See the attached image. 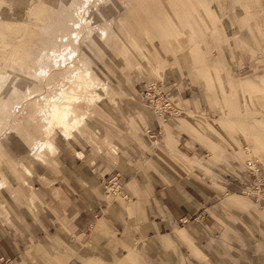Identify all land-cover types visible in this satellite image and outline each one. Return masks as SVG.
<instances>
[{
    "label": "rangeland",
    "instance_id": "374dc122",
    "mask_svg": "<svg viewBox=\"0 0 264 264\" xmlns=\"http://www.w3.org/2000/svg\"><path fill=\"white\" fill-rule=\"evenodd\" d=\"M67 1H0V18L2 16V21L4 19L3 23L0 19V63L1 61L3 63L0 64V74L4 66H8L7 60L11 52L9 46L18 45L27 51L37 44L38 33L46 36L48 42H51L53 29H60L62 24L67 25L68 30L71 29V24L67 20L68 10L65 9ZM119 1L121 7L113 20V36L106 45L102 46V51L101 48L89 43L88 39L77 40L79 50L81 48L85 54H88L91 61L90 69L100 83L94 82L89 88L84 85L76 88L73 81L68 83L63 75V69H67L75 58L65 59L62 70L58 69L55 74H52L53 70H51L46 75L34 74L30 77L34 87H39L34 95L47 92L59 81L65 84L66 91L72 90L76 93L78 95L76 101L72 100L69 103L73 110L77 108L76 127L69 129L72 140L70 144L76 139L81 141L84 139L86 144L96 149H102L98 146L100 142L112 145L111 137L118 135L112 127L119 129L128 127L126 130L136 134L144 124L143 115L157 113L158 117L161 115L164 120L167 118V111H173L175 119L165 122L170 133L176 138L174 148L178 153L185 154L188 166H182L175 161V152L166 154L157 151V142L164 140L163 125L162 135L152 138L153 143L150 144L152 147L148 151L153 153L154 159L174 173L194 178L200 183L207 181L206 183L211 184L204 186L205 190L214 196L204 209L205 219L209 225L203 228L207 246L223 250L238 248L245 254L254 253L264 257L262 199L264 191L246 190L247 194L259 198L258 201H254L246 194H242L237 185L226 184L241 180L240 172L247 168L249 162L255 163L254 159L264 164V0ZM8 22L16 30H13ZM79 25L82 26V22ZM94 31L98 33L96 28ZM31 32H35L36 35H32ZM22 34L24 36L21 38ZM17 38L21 39L20 42L16 41ZM2 45L5 46L1 47ZM65 52L68 54V51ZM65 52L64 58L69 56ZM34 53L39 51L34 50ZM58 62H63V59H59ZM243 66L249 68L239 70ZM229 73L237 81H242L244 77L257 76L249 83L241 84L242 89L250 94L245 95L239 90L238 96L236 93L226 95L223 92L222 95L221 88L224 87L226 90L228 88ZM9 76L10 85L13 86L18 75L12 73ZM133 84L139 90L138 99L145 106H151H146L147 108L143 106L148 109L144 111L145 114L123 113L120 108L121 103L128 99L127 89ZM183 84L190 87L192 93L184 94ZM145 85L152 91H147ZM14 92L18 94L16 88ZM154 93L158 94L152 97ZM246 102L252 108L249 106L248 111L244 113ZM238 103L240 112L239 110L236 112ZM168 107L171 109L167 110ZM15 113L18 115V109ZM203 113L206 114L205 120ZM117 114L121 117L120 121L116 119ZM192 114L196 116L193 117ZM131 117L140 120L139 127L132 128ZM201 118L207 125V128L204 125L202 129L200 128L204 133L203 140L199 139L190 125L184 126L185 120L186 122L190 120L188 124L202 125ZM215 118L220 120L210 121ZM210 122L212 124H209ZM50 129L51 134L56 133L54 138L62 136L58 132L63 128L56 121L50 123ZM93 131L97 135L91 137ZM108 133L110 136L107 135ZM180 133H184L182 134L184 138L179 140L177 136ZM196 146L199 150L197 149L195 153L193 147ZM211 147L216 148V156L211 154ZM52 152L46 150L44 153L52 154ZM138 165H141L140 162ZM24 176L23 171L13 168L8 159L0 154V185H2L0 193L6 191L9 196L19 201L21 206L28 209L34 204L29 205L26 200L27 194L24 188L28 190L29 188L27 185L23 186L24 183H20ZM257 176L258 179L249 183L261 182L260 175ZM111 193L113 192L107 191L108 196L114 198ZM0 208L4 209L1 201ZM190 238L193 240L191 236ZM159 239L165 242L167 235ZM162 244L171 249L172 253L176 252V240L175 243ZM197 245L202 249V246ZM136 247L141 252V258L130 260L126 264H162L148 254L142 244H136ZM124 254L125 252L104 260L116 264ZM190 254L191 252L189 255L184 253L180 262L174 264H202L191 259ZM91 257L97 256L86 259ZM80 260L84 262V259Z\"/></svg>",
    "mask_w": 264,
    "mask_h": 264
},
{
    "label": "crops",
    "instance_id": "0c3cea01",
    "mask_svg": "<svg viewBox=\"0 0 264 264\" xmlns=\"http://www.w3.org/2000/svg\"><path fill=\"white\" fill-rule=\"evenodd\" d=\"M244 68L249 66L239 70ZM254 78L244 77L237 81L229 73L228 88L222 87L221 93L238 96L240 90L245 95L250 94L241 84ZM182 91L192 93L185 85ZM127 92V101L120 105L122 112L145 114L146 108L151 106L146 107L138 99L140 94L136 85L129 86ZM249 106L246 102L244 113ZM237 110L240 112L239 103ZM167 112L164 120L156 111V115H143L144 124L136 134L126 130L128 127H112L118 135L111 137L112 145L100 142L98 146L102 149L86 144L84 139H76L70 144L65 137L56 136V151L44 153L43 161H34L31 174H25L20 182L28 186L29 190L24 188L26 200L35 207L30 205L27 209L6 191L0 193L4 206V209L0 208V264H112L104 258L111 259L124 252L116 264H126L141 258L136 244H142L144 250L162 264L180 262L181 255L190 252L193 256L190 258L202 264H264V257L254 253L207 246L203 228L209 225L204 209L214 196L204 186L211 184L174 173L148 151L152 147V138L162 135L163 125L164 140L157 142V151L175 152V161L188 166L185 154L174 148L176 138L165 120L171 121L175 117L173 111ZM203 114L205 120L206 114ZM131 118L132 128L139 127L140 120ZM116 119L120 121L121 117L117 114ZM201 120L202 125L188 124L190 120H185L184 126L190 125L203 140L201 129L207 125ZM218 120L220 118L210 121ZM182 134L177 136L179 140ZM96 135L93 131L91 137ZM193 148L194 152L199 150L197 146ZM215 149L210 148L214 156ZM111 178L119 185V191L111 193L114 198L108 196L105 189ZM164 235L167 240L161 242L159 238ZM175 240L177 249L173 253L162 244L175 243ZM90 256L97 257L86 259Z\"/></svg>",
    "mask_w": 264,
    "mask_h": 264
},
{
    "label": "bare ground",
    "instance_id": "6f19581e",
    "mask_svg": "<svg viewBox=\"0 0 264 264\" xmlns=\"http://www.w3.org/2000/svg\"><path fill=\"white\" fill-rule=\"evenodd\" d=\"M120 7L119 0H68L65 2V9L68 10L67 20L71 24L70 30L67 29L65 24H62L61 28L59 27L60 29H53L54 31L50 32L51 42H48L46 36L38 33L36 36L38 37L37 44L31 46L30 50L27 51H24L18 45L9 46L11 52L7 60L8 66H4L5 68L0 74V154L8 159L13 168L30 175L34 161H43L46 150L56 151L54 144L56 133L51 134L50 129V123L53 121H56L63 128L58 133L65 137L69 143L72 142L69 129L76 127L75 113L77 108L73 110L69 103L77 99L78 95L72 90L66 91L65 84L59 81L55 84L56 86L50 88L47 92L35 96L34 94H36L39 87H34V82L30 77L34 74L46 75L51 70H53L52 74H55L58 69L62 70L65 59L75 58L72 62L70 61L71 63H69L67 69H63V75L68 80L67 82L73 81L76 88L80 85L89 88L94 82L96 84L100 83L97 76L90 69L91 61L88 54H85L81 48L79 50L77 40L78 38L88 39L89 43L101 48L100 51H102V46L106 45L113 36V20ZM0 19L2 21V16ZM80 22H82V26L79 25ZM10 25L12 28V24ZM47 28L50 29V27ZM94 28L98 30V33L94 31ZM13 30H16V28ZM17 32L16 34H18ZM33 34L36 35L35 32ZM23 36L22 34L21 38ZM19 40L21 39L17 38L16 41ZM34 50L39 51V53H34ZM65 51H68L69 54L66 58L63 55ZM65 53L67 54V52ZM59 59H63V62H58ZM12 73L18 75L13 86L10 85L11 79L9 76ZM14 87L18 94L14 92ZM40 87H42L41 84ZM16 109H18V115L15 113Z\"/></svg>",
    "mask_w": 264,
    "mask_h": 264
},
{
    "label": "built area",
    "instance_id": "2783aa9c",
    "mask_svg": "<svg viewBox=\"0 0 264 264\" xmlns=\"http://www.w3.org/2000/svg\"><path fill=\"white\" fill-rule=\"evenodd\" d=\"M149 86H150V84H149ZM145 89H147V91L148 90L152 91V89H150L147 85H145ZM156 94H158V93H154L152 97H154ZM148 100L150 102H152L150 99H148ZM169 109H171V107L167 108V110H169ZM248 164L249 165H247V168L244 171L240 172L242 176L241 175H239V176L242 179L238 180L236 182V184L240 188L239 191L242 194H246V196H248L250 199H252L254 201H258L259 198L257 199L255 196H253L251 194H247L246 190L255 189V190H259V191H264V164L261 163V162H258V161H256L255 163L249 162ZM258 174L261 177V182H259V183H249L251 180L255 181L256 179H258L257 178ZM105 189H106V191H112L113 193H115V192L119 191V185L116 182H114V179L111 178L105 184ZM262 199L264 201V197Z\"/></svg>",
    "mask_w": 264,
    "mask_h": 264
}]
</instances>
